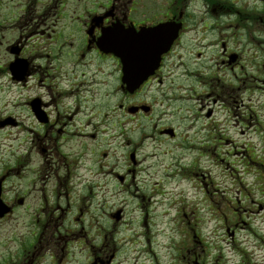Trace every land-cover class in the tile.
Segmentation results:
<instances>
[{
	"label": "rangeland",
	"instance_id": "1",
	"mask_svg": "<svg viewBox=\"0 0 264 264\" xmlns=\"http://www.w3.org/2000/svg\"><path fill=\"white\" fill-rule=\"evenodd\" d=\"M193 14L195 24L189 27L180 49L188 57L186 71H176L177 92H168L179 111L167 114L168 110L162 113L156 109L163 122L175 121L171 123L176 139L158 133L157 128L164 123L157 117L132 121L111 102L108 144L102 139L83 143L85 140L73 138L72 149L66 145L59 149L77 154L95 150L100 160L91 170L82 168L75 173V181L85 185L73 188L71 196L77 197L75 204L83 209L82 224L91 226L89 245L109 244V264H264V89L225 91L223 99L220 93L213 118L205 121V109L201 108L216 97L208 99L204 92V73L215 67L214 60H209L214 51L212 46L203 47L205 57H196L199 49L193 40L198 37L202 44L205 42L201 40L203 34H195L204 15L197 8ZM9 29L3 28L2 33L11 36ZM2 48L0 64L5 68L10 58ZM110 69L112 99L119 101L122 92L116 67ZM61 73L71 76L75 70L63 64ZM19 89L3 79L0 82V121L9 116L14 122L0 126V176L7 174L5 199L25 194L26 203L32 204L41 192L28 180L41 167L43 156L34 139L38 129L31 127L34 124L26 104L32 92L24 94ZM57 92L64 93L63 89ZM244 116L253 119L245 124ZM240 128L246 129L244 135L239 134ZM102 151L109 153L103 162L109 167V176L104 171L107 167H100ZM132 151L141 161L134 174L127 172L132 168L128 158ZM87 158L91 157L82 161ZM116 174L125 175L126 181L119 182ZM42 178H33L40 179L36 186L41 185ZM50 185H55L53 178ZM22 213L19 210L0 221V264L13 261L27 232V216ZM191 247L195 254L189 258ZM68 250V262L65 251L58 249L54 254H63L64 264L87 262L89 255L78 254L75 243L69 244ZM99 252L94 250L90 260L99 257L105 261ZM44 263L46 259L38 264Z\"/></svg>",
	"mask_w": 264,
	"mask_h": 264
},
{
	"label": "flooded vegetation",
	"instance_id": "2",
	"mask_svg": "<svg viewBox=\"0 0 264 264\" xmlns=\"http://www.w3.org/2000/svg\"><path fill=\"white\" fill-rule=\"evenodd\" d=\"M193 8L200 9L204 15L199 19L201 28L198 32L194 30L197 35L203 34L201 40L205 41L202 44L198 37L193 40L199 49L196 57H205L203 47L212 46L214 51L209 60H214L215 67L210 73H204V92L208 99L211 95L216 97L201 108L205 109V121H211L220 93L222 98L225 91L264 89V0H0V48L4 46L1 51L10 58L26 61L23 79L14 82L9 78L8 81L14 86L24 83L32 92L26 104L34 124L31 127L38 129L34 139L43 156L41 167L28 180L33 188L40 187L41 195L33 198L36 203L27 204L25 194L5 199V189H1L0 198L10 211L0 221L19 210L27 216L24 222L27 232L22 235L15 258L9 264H38L45 259L44 264H62L63 254L54 252L65 251L68 262L71 258L68 246L72 243L77 245L78 254L89 255L85 264H109V244L89 245L91 226L85 228L82 224L83 209L75 204L77 197L71 196L73 188L85 185L75 181V173L82 168L91 170L100 160L95 150L77 154L61 153L59 149L63 145L72 149L73 138L85 140L83 143L102 139L108 144L111 102L118 104L132 121L157 117L163 122V116H157L156 109L162 113L168 110L167 114L179 111L175 108L177 103L169 100L168 92H177L176 71H186L188 57L180 49L189 27L195 24ZM178 22L181 24L178 37L168 52L157 57L152 52L138 51L141 40L156 39V30L163 23ZM3 28H10L8 32L12 35L3 34ZM103 30L107 35L106 52L98 45ZM114 34H122L127 44L124 70L128 76L124 83L120 58L109 53V35L113 38ZM11 46L16 47V52ZM63 64L74 67L75 73L62 74ZM112 67H116L118 88L122 92L119 101L112 99ZM4 74L9 77L7 68ZM138 76L144 78L138 79ZM57 89H63L64 93L59 94ZM33 101H37L41 110L40 118L34 113ZM244 119L245 124L249 122ZM171 122L175 123L166 119L157 129L161 136L174 140L177 133ZM214 129L212 126V133ZM244 134L245 130H241L240 135ZM212 150L216 153V148ZM99 156L100 167H107L103 162L108 160L109 153L102 151ZM84 157L91 158L82 161ZM140 163L136 158L127 172L134 174ZM104 171L109 176V167ZM36 176L43 177L40 186H36L40 179L33 180ZM121 177L124 183L127 178ZM52 178L55 185L51 187ZM67 216L70 217L66 219ZM94 250L101 251L105 261L99 257L91 261ZM189 251L191 258L195 250L191 247ZM101 252L98 254L102 255Z\"/></svg>",
	"mask_w": 264,
	"mask_h": 264
},
{
	"label": "water",
	"instance_id": "3",
	"mask_svg": "<svg viewBox=\"0 0 264 264\" xmlns=\"http://www.w3.org/2000/svg\"><path fill=\"white\" fill-rule=\"evenodd\" d=\"M171 28H172V30L174 29V31H175V27H173V26H168V25H163L162 27H161V36H162V42H161V46L163 47V45L165 44V40H164V38L165 37H163V36H165L166 34H165V32H167V31H169V29L171 30ZM172 38H173V36H171V38H168V41L169 42H171V40H172ZM1 209H2V206H1V203H0V215H1Z\"/></svg>",
	"mask_w": 264,
	"mask_h": 264
},
{
	"label": "bare ground",
	"instance_id": "4",
	"mask_svg": "<svg viewBox=\"0 0 264 264\" xmlns=\"http://www.w3.org/2000/svg\"><path fill=\"white\" fill-rule=\"evenodd\" d=\"M5 138H7V137H5Z\"/></svg>",
	"mask_w": 264,
	"mask_h": 264
}]
</instances>
